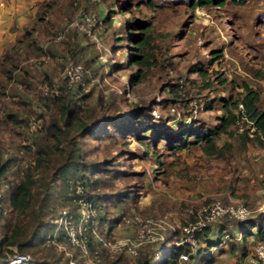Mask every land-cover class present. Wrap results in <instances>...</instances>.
Segmentation results:
<instances>
[{"label": "rangeland", "instance_id": "rangeland-1", "mask_svg": "<svg viewBox=\"0 0 264 264\" xmlns=\"http://www.w3.org/2000/svg\"><path fill=\"white\" fill-rule=\"evenodd\" d=\"M36 4L30 18L14 26L10 39L0 47V90L7 94L0 102V119L12 109L6 102L8 99L20 98L30 103L29 118L44 111L39 118L40 128L34 133L26 129L30 139L42 135L49 113L40 107L41 85L50 82L64 89L63 70L70 61L83 68L80 87L75 84L66 90L71 100H77L83 92H93L92 103H95V97L101 94L104 102L111 105L105 113L121 115V123H126L123 118L126 112L135 106L148 105L147 121L153 120L158 128L175 130L194 121L212 127L217 123V115L222 113L220 99L241 94L243 83L258 91L257 104L264 110V0H226L220 6H197L194 10L186 0H39ZM83 12L95 17L87 29L81 28L78 22ZM135 23H144L151 41L147 49L148 64L141 66L146 74L139 83L133 84L130 75L139 65L130 63L128 55L138 50L129 36L145 32ZM51 24L54 27L49 26V32L43 33ZM59 35L62 36L58 38ZM29 41L37 42L45 53L20 60L13 78L6 80L7 63L3 54H14ZM214 51L221 53L218 59L212 58ZM197 63L205 69V78L189 70ZM114 64L121 67H112ZM209 103L213 108L206 109ZM233 112L236 117L229 128L231 133H222L216 140L218 147L227 145L223 152L205 154L199 146L191 145L172 153L163 141L145 147L130 136L126 147L137 155L129 161L130 169L137 174L118 180L117 185L125 188L135 183L143 187L137 198V209L125 207L124 216L139 215L163 237L179 230V240L176 239L179 243L183 237L180 227L214 201L242 202L249 207L250 217L264 213V137L260 141L254 135L243 137L249 123L240 117L238 107ZM239 127L243 133L238 132ZM146 134L151 135L152 130ZM20 141L0 137V164L15 156ZM63 145L36 168V182L32 187L34 204L30 212L15 215L9 207L4 210L5 217H11L8 235L16 240L32 241L38 218L48 221L60 210L73 207L72 201L62 195L69 189L64 188L60 176L52 174L54 166L62 160ZM0 191L6 194L2 182ZM43 193H54L55 198L45 203L41 201ZM108 210L107 218L120 213L117 206ZM3 222L1 218L0 223ZM233 223L236 221L227 216L211 227L216 229ZM135 231V225L124 222L112 229L117 237H133ZM228 238L224 237L226 241L221 250H213L211 262L195 258L189 264H232L243 259L244 250L248 253L256 244L249 236L246 245H242L241 234L236 233L232 237L236 249L231 251ZM38 243L26 247L35 259L53 261L60 252L61 261L68 257L58 248L47 250ZM156 246L159 244L145 245L141 252H149ZM65 247L72 253L75 264H89L70 246ZM4 249V254L21 250L15 244ZM115 257L116 264H134L135 258L126 254L114 253L110 259Z\"/></svg>", "mask_w": 264, "mask_h": 264}, {"label": "trees", "instance_id": "trees-1", "mask_svg": "<svg viewBox=\"0 0 264 264\" xmlns=\"http://www.w3.org/2000/svg\"><path fill=\"white\" fill-rule=\"evenodd\" d=\"M186 1L191 10H194L197 6H220L226 0ZM109 15L110 11L103 20L105 21ZM135 24L144 29L145 32L129 36V40L135 46L134 49L138 50V52H132L128 55L130 63L139 65V68L130 75V82L133 84L139 83L146 74L141 66L148 64L150 53L147 49L151 41L150 35L146 33L144 23ZM49 26L54 27L52 24L48 25L43 29V33L49 32L47 30ZM44 53V50L35 41L27 42L21 49L15 50L14 54L5 52L3 54V59L7 63L5 79L9 81L13 78V72L19 68L20 60ZM213 53V59H218L221 55L219 51ZM112 67L119 68L121 65L114 64ZM189 70L198 72L205 78L206 71L202 68L201 63L192 64ZM48 84L53 85L50 82ZM79 84L77 83V85ZM64 87V89L58 88L59 92L55 97L40 94V107L49 113L43 125L42 135L33 139L27 137L26 133V129H29V114L32 112L31 104L20 98L6 101L12 109L4 112L3 119H0V137L4 139L10 137L21 141L15 149V156L8 157L0 164V182L5 184L6 190L5 195L4 191H0V219L4 218V222L0 223V257L5 256L6 250L4 248L10 244H15L21 248L20 252L29 251L26 247L35 242H39L38 244L41 245L44 235L53 228V217L48 221L38 218V223L35 225L36 231L31 234L32 241L16 240L15 237L8 235L12 226L11 217H5L4 210L9 207L15 215L30 212L34 204L32 187L36 182V168L48 161L54 150L59 149L63 143L62 160L52 170L53 176H60L65 185L64 188L69 189L68 193L62 194L63 198L71 201L70 199L73 197L82 195L88 199L97 211L99 230L105 229L106 235H111L112 229L123 222L122 217L127 212L125 207L130 208L132 206L137 209V198L143 187L142 184L135 183H129L125 188L117 185L118 180H125L137 174L130 169L129 161L137 156L126 147L130 136L135 137L145 147L156 146L163 141L172 153L186 149L191 145L199 146L205 154L223 152L227 145L218 147L216 140L222 133H231L229 128L236 117L233 109L237 108L238 103L241 102L245 115L253 121L255 126L254 138L260 141L259 138L264 137V110L259 108L257 104L259 93L246 83L242 85L243 92L241 94L236 97L229 95L220 99L222 113L217 115V123L214 126L208 127L203 123L198 124L194 121L175 130L173 128H158L153 120L147 121L150 118L148 105L135 106L123 117L126 123H121V115L105 113L104 110L110 103H105L101 94L95 97V103H92L93 92H83L77 100L73 101L66 91L67 88L71 87H67L66 82H64ZM6 97L7 94L1 89L0 102ZM205 108L211 109L213 104H206ZM43 112H38L36 118H41ZM149 130H152L151 135L146 134ZM29 132L34 133L35 131ZM242 136L248 137L246 133ZM145 139H147L146 144L143 143ZM28 140L30 141L27 142ZM77 182L82 185L81 192H76ZM54 198V193L41 195V201L45 203H49V200ZM113 206L120 207V213L107 218L108 209ZM101 210L103 213L100 215ZM232 220L236 221L237 224L219 225L216 229L209 225L201 232H197L195 237L198 245L195 249H192L188 242H180L181 239L179 243H176L179 240V230L171 231L159 242L145 243L140 246L137 255L133 257L135 258L134 264H181L180 255L183 253L189 254V260L185 264H189L195 258L199 261L211 262L214 258L213 250H221L222 243L226 241L225 236L229 237L227 241H229L231 251L236 249L232 239L236 233L241 234L240 242L242 245H246L249 236L253 237L256 243L264 240V213L253 217L249 215L243 220ZM158 244L159 246L149 252H141L145 245ZM53 248L52 246L46 247L47 250H53ZM99 252L101 257L99 264H116L118 258L110 259L112 255L114 253L126 254L123 249L118 252H111L102 246L99 247ZM250 252L246 253L244 250L242 258H245ZM62 257L63 254L60 252L55 259H52L53 261L37 259V262L41 264H67V258L61 261ZM0 264H5V262L0 259Z\"/></svg>", "mask_w": 264, "mask_h": 264}, {"label": "built area", "instance_id": "built-area-1", "mask_svg": "<svg viewBox=\"0 0 264 264\" xmlns=\"http://www.w3.org/2000/svg\"><path fill=\"white\" fill-rule=\"evenodd\" d=\"M95 17L88 13H81L78 22L81 28L87 29L93 22ZM62 35H59L60 38ZM83 68L80 64L73 61L68 62L63 70V77L67 87H72L82 81ZM40 92L49 97L58 95V88L55 85L44 83L40 87ZM240 117L249 123L247 135L253 136L255 126L253 121L248 119L244 113L242 103H238ZM38 118H29V131H36L40 128ZM239 133H243V128H238ZM82 185L77 182L76 192H81ZM73 208L62 209L52 219L53 228L48 231L41 245L45 247H55L67 254V264H75L73 262L72 253H68L65 245L70 246L77 251V254L88 261L89 264H99L101 257L99 247H106L111 252L124 250L130 257H135L140 246L145 243L154 244L163 240V235L157 233L148 227L147 222L139 215L123 216L122 220L127 225H135L136 231L133 237H117L113 233L106 235V230H99V219L94 205L84 196H75L71 199ZM250 215V209L242 202L224 204L220 201H214L209 206L201 209L192 221L186 222L180 227L183 237L180 242H188L192 249L198 245L195 234L201 232L204 228L212 223L221 220L223 217H231L235 220H243ZM65 243L63 245L62 243ZM5 264H41L37 259L33 258L30 253L16 251L6 253L4 257H0ZM189 260V254L180 255L181 264H185ZM206 263V260H202ZM232 264H264V240L255 244L253 249L245 258L235 261Z\"/></svg>", "mask_w": 264, "mask_h": 264}, {"label": "crops", "instance_id": "crops-1", "mask_svg": "<svg viewBox=\"0 0 264 264\" xmlns=\"http://www.w3.org/2000/svg\"><path fill=\"white\" fill-rule=\"evenodd\" d=\"M36 2L39 0H0V47L8 42L16 26L30 18L38 6Z\"/></svg>", "mask_w": 264, "mask_h": 264}]
</instances>
